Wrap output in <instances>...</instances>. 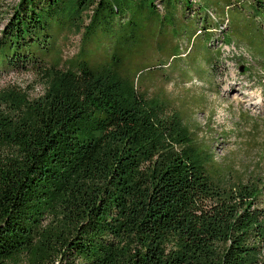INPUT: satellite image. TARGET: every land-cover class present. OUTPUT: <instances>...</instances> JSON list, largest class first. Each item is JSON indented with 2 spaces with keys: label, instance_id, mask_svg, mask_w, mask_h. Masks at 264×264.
I'll return each mask as SVG.
<instances>
[{
  "label": "trees",
  "instance_id": "16d2710c",
  "mask_svg": "<svg viewBox=\"0 0 264 264\" xmlns=\"http://www.w3.org/2000/svg\"><path fill=\"white\" fill-rule=\"evenodd\" d=\"M90 7L64 61L60 41ZM225 46L264 74V0H19L0 79L44 71L63 84L0 127V264H264V193L220 186L212 158L177 149L176 123L138 91L189 85L195 63L214 77ZM147 59L152 75L132 71ZM250 131L232 146L264 164Z\"/></svg>",
  "mask_w": 264,
  "mask_h": 264
},
{
  "label": "rangeland",
  "instance_id": "374dc122",
  "mask_svg": "<svg viewBox=\"0 0 264 264\" xmlns=\"http://www.w3.org/2000/svg\"><path fill=\"white\" fill-rule=\"evenodd\" d=\"M18 2L0 0V35ZM91 15L90 7L61 39L64 61L80 51ZM215 34L213 50L221 46V33ZM223 51L214 77L210 74L211 63H195L188 70L192 71L186 78L189 85L176 87L164 82L161 86L149 85L145 90L138 88V91L147 99L153 118L176 123L177 149L188 152L193 144L196 155L207 161L212 158L209 161L212 177L220 186L264 193V164L258 155L232 146L235 140L245 138L249 132L252 134L251 129L258 128L260 136L264 135V74L249 60L239 58L240 51L235 52L233 46H225ZM243 54L257 60L256 53L247 46ZM155 65L156 60H143L133 66L132 71L150 76L153 72L148 68ZM62 84L59 78L44 71L11 73L0 79V127L9 121L26 119ZM227 134L230 139L225 141ZM205 146L210 147L209 150L199 152ZM60 219L65 220V216Z\"/></svg>",
  "mask_w": 264,
  "mask_h": 264
},
{
  "label": "water",
  "instance_id": "95a60500",
  "mask_svg": "<svg viewBox=\"0 0 264 264\" xmlns=\"http://www.w3.org/2000/svg\"><path fill=\"white\" fill-rule=\"evenodd\" d=\"M244 70V67H241V71H243Z\"/></svg>",
  "mask_w": 264,
  "mask_h": 264
}]
</instances>
